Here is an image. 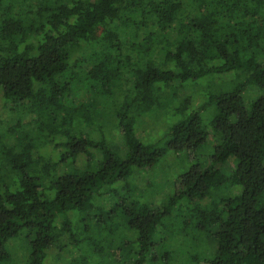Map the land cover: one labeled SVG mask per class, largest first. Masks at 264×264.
Here are the masks:
<instances>
[{"label":"trees","instance_id":"16d2710c","mask_svg":"<svg viewBox=\"0 0 264 264\" xmlns=\"http://www.w3.org/2000/svg\"><path fill=\"white\" fill-rule=\"evenodd\" d=\"M0 93L20 115L0 126V264L21 234L22 264L83 240L70 211L81 234L119 217L133 236L106 263L176 264L180 250L158 247L180 235L186 249L194 231L210 253L186 264H264V0H0ZM156 108L179 118L142 138ZM201 150L172 182L151 180L163 199L129 200L137 169Z\"/></svg>","mask_w":264,"mask_h":264},{"label":"rangeland","instance_id":"374dc122","mask_svg":"<svg viewBox=\"0 0 264 264\" xmlns=\"http://www.w3.org/2000/svg\"><path fill=\"white\" fill-rule=\"evenodd\" d=\"M187 85H190L189 88H191L192 92L196 91V94L203 92V89H199L202 87L199 84L197 85L193 82H190L187 83ZM181 94H184V92H181ZM200 102L201 100L200 98H198L195 103L196 105H198L200 104ZM159 110L161 109L156 108V110L142 118L143 122H140V126L138 128L139 136L146 139L154 137L156 138L161 134V131L166 129V121H173L174 123L179 118V116H176L175 118H172L170 116L164 118V113H162L160 116ZM214 112L215 107H210L207 109V111H204V118L207 122L210 120V117L214 114ZM18 116L20 117L19 114L12 111L10 107L5 104L0 93V126L3 125L5 127H8L15 124L18 120ZM205 152V150L204 152L201 150L189 153L187 151L170 152L161 160V162L158 164L159 166L157 165L155 168H152L153 170H149V167L137 169L135 171L134 179L139 187H137L135 193H133V196L130 197L129 200H140L152 203V201L163 199L165 195L160 194V198H157L159 195H155L156 192L150 186L152 185L151 180H169L170 182H172L173 180H175V177H177L179 173L189 169L190 166H192L196 162V159H199V156L206 157L205 155L207 154V152ZM80 159L81 165L84 164L83 160L85 158L80 157ZM223 166L226 169H232L231 167H234L233 160H229ZM159 177H161V180H159ZM170 182L165 184V188H167V191L169 193H172L174 187ZM234 191L237 193L239 190L235 189ZM105 196L99 198L97 205L102 206L109 202V204H112L110 207H112L115 201L113 202L110 198H107ZM175 214L179 215V217L183 221L191 219L193 217L195 218L196 216V213L186 210L184 211V209L181 208L179 210L176 209ZM61 216H63V218H65L66 216L70 218L71 230L73 231V233L78 234L79 239L83 240L77 242L76 244L74 240L70 238V236L68 237V235H65L60 244H57L49 250V255L45 264H72V262L73 264H112L110 263V261L108 263L105 262L106 257H108V250L110 248L114 249L116 247H120L122 244L121 242L125 240L123 236L133 237L128 236L126 230L118 227L119 225L117 223L118 221H120L119 217L108 219L107 224H105L106 227L104 228V230L97 227H91L87 233L81 234L78 230V225L80 219L84 217L83 212L70 211L66 214V216ZM196 221L197 220L195 218L194 222H192L191 224L192 229L195 228ZM178 225L179 224L172 227L173 232L178 229ZM209 235V232H207L204 233V237H197L196 233L194 231H191L188 232L189 240L187 241L190 244V247L182 249L180 246L182 240L180 238V235H177L170 237L167 245L160 246L158 248L163 254H165V252H172L173 250H180L181 252L175 251L171 255H174L173 257L175 258V260L178 261L176 262V264H186V258L194 259L197 255H202L203 257L209 255L210 251L209 253L208 251L206 252V250L203 252V250L207 247V240L209 239ZM22 236L23 234L12 239L9 248L11 247V249L14 251V253L12 254V257L14 259L13 262H11L12 260H9L8 264H22V259L24 258V253L26 251L24 247L27 248L28 243L26 238L22 240ZM85 255H88L87 260L83 259ZM158 259L159 261H161L160 257ZM168 261H170L168 264H174L173 260L168 259ZM157 264H161V262H158Z\"/></svg>","mask_w":264,"mask_h":264}]
</instances>
